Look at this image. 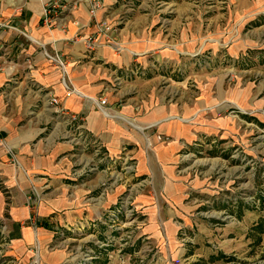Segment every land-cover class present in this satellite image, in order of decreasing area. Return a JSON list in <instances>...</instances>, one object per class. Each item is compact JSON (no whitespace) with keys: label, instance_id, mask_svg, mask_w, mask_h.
Masks as SVG:
<instances>
[{"label":"crops","instance_id":"0c3cea01","mask_svg":"<svg viewBox=\"0 0 264 264\" xmlns=\"http://www.w3.org/2000/svg\"><path fill=\"white\" fill-rule=\"evenodd\" d=\"M44 1L0 0V44L6 52L0 72V215L6 218L12 239L8 252L28 264L37 242L38 264L60 263L66 253L48 250L53 238L59 239V232L81 219L87 221L102 214L124 188L115 186L99 203L89 200L102 172L74 181L73 142L65 138L67 126L48 103V93L56 96L64 109L79 115L82 131L96 134L110 155H118L127 146V154L137 161L136 174L151 177V186L136 197L146 217L142 231L160 251L156 259H147V264H173L177 258L183 264L197 260L204 253L203 237L217 228L195 216L198 205L187 200L188 188L209 193L212 183L205 178L188 182V176L178 174L176 169L178 156L183 143L195 136L222 130L230 133V119L203 113L192 124L166 120L169 113L188 116L197 107L204 110L214 104V99L206 95L191 107L186 95L174 102L157 95V77L150 73L132 82L124 78V70L130 65L145 66L153 73L150 66L156 57L172 60L178 55L162 42L165 38L148 29L149 21L143 17L124 19L120 0H102L95 19L113 23L122 19L116 37L124 47L121 50L105 44L103 37L94 49H87L85 37L94 32L95 26L83 2L73 4L68 0V9L61 12L56 24L43 25ZM55 50L64 57L66 83L73 90L63 83L57 64L47 58L46 54ZM163 81L168 82V78ZM101 96L108 99V111L122 118L105 114L106 106L102 109L98 104ZM128 121L135 124L131 126ZM157 131L171 135L172 140L157 142ZM147 138L152 141L150 149L145 147ZM28 194H37L32 203L27 201ZM180 226L185 229L184 237L178 236ZM74 230L66 236L67 241L91 240V232L81 236ZM91 262L106 263L105 259Z\"/></svg>","mask_w":264,"mask_h":264},{"label":"rangeland","instance_id":"374dc122","mask_svg":"<svg viewBox=\"0 0 264 264\" xmlns=\"http://www.w3.org/2000/svg\"><path fill=\"white\" fill-rule=\"evenodd\" d=\"M120 1L124 19L143 17L149 21L148 29L165 38L162 42L178 55L172 60L156 57L150 66L153 73L145 66L130 65L124 70V78L132 82L150 73L159 79L157 95L172 102L186 95L191 107L206 95L214 99V104L204 110L197 107L188 116L169 113L166 120L192 124L200 114L211 113L229 118L232 126L230 133L222 130L195 136L183 143L178 156L176 169L178 174L188 176V182L205 178L212 183L209 193L189 187L187 200L198 205L195 216L217 228L203 237L204 253L189 264H264V0ZM119 20L108 22L116 28L113 40L121 50L124 47L116 41L123 24ZM164 77L168 82L163 81ZM103 110L122 118L108 111L107 105ZM154 134L157 142L172 140L171 135L158 131ZM85 136L66 128L65 138L73 142L74 181L102 172L91 191L89 200L93 203L104 201L117 185L124 188L102 214L87 221L81 219L59 232V239L53 238L48 250L66 253L57 264H91L99 259H105V264H147V259H156L160 251L142 231L146 217L136 197L151 186V177L136 174L137 161L127 154V146L113 156L96 134L88 132ZM145 147H152L148 138ZM73 230L81 236L90 232L93 235L86 242L67 241L66 236ZM178 236H185L183 226ZM11 243L0 250L15 260L12 264H24L20 256L8 252ZM32 250L28 264H38L37 242ZM207 250L212 254H205ZM183 262L177 258L173 264Z\"/></svg>","mask_w":264,"mask_h":264},{"label":"built area","instance_id":"2783aa9c","mask_svg":"<svg viewBox=\"0 0 264 264\" xmlns=\"http://www.w3.org/2000/svg\"><path fill=\"white\" fill-rule=\"evenodd\" d=\"M67 1L68 0H45L42 4L41 23L47 26H54L60 18L61 12L68 9L69 4L67 3ZM79 2H83L88 6L89 14L94 20V32L89 33L85 37L87 49H94L98 45L100 37H103V41L105 44L113 45L116 49H119L118 46H116V44L114 43L112 35L116 28L111 25L105 18H101L99 20L95 19L96 12L100 8H102V0H73V4H77ZM5 53V47L3 46V44H0V72L4 69ZM46 55L48 59L57 64V66L61 69L63 75L62 81L67 87L66 63L63 55L57 50H55L52 54L47 53ZM68 89L73 90V87L69 88L68 86ZM46 95L48 103L55 108V112L57 113V115H59L64 120L67 126V130L71 129V131H77L78 134L86 137V133L81 130L83 126L82 118L77 114L70 113L69 111L64 109V107L60 104L58 98L53 94L47 93ZM98 102L99 107L102 108L103 106L107 105L108 101L105 98H100ZM34 196H37V194H28L27 201L29 203H32L34 201ZM5 219L6 218L4 216L0 215V248L2 249L9 247L11 241V237L9 236L7 231V224L5 223ZM6 252L7 251L0 250V264L15 263V260L13 258H8L5 255Z\"/></svg>","mask_w":264,"mask_h":264},{"label":"trees","instance_id":"16d2710c","mask_svg":"<svg viewBox=\"0 0 264 264\" xmlns=\"http://www.w3.org/2000/svg\"><path fill=\"white\" fill-rule=\"evenodd\" d=\"M261 221H264V218H263V219H261Z\"/></svg>","mask_w":264,"mask_h":264}]
</instances>
